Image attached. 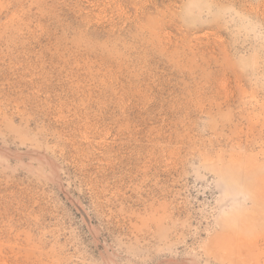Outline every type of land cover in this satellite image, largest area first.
Masks as SVG:
<instances>
[{"label": "rangeland", "instance_id": "1", "mask_svg": "<svg viewBox=\"0 0 264 264\" xmlns=\"http://www.w3.org/2000/svg\"><path fill=\"white\" fill-rule=\"evenodd\" d=\"M0 264H264V0H0Z\"/></svg>", "mask_w": 264, "mask_h": 264}]
</instances>
